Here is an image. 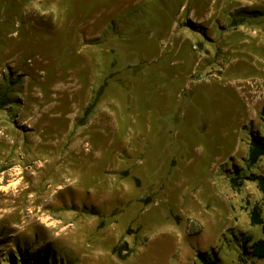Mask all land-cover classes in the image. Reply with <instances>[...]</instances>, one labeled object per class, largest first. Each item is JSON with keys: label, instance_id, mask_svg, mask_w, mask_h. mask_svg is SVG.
<instances>
[{"label": "rangeland", "instance_id": "rangeland-1", "mask_svg": "<svg viewBox=\"0 0 264 264\" xmlns=\"http://www.w3.org/2000/svg\"><path fill=\"white\" fill-rule=\"evenodd\" d=\"M263 107L264 0H0V264H264Z\"/></svg>", "mask_w": 264, "mask_h": 264}, {"label": "trees", "instance_id": "trees-1", "mask_svg": "<svg viewBox=\"0 0 264 264\" xmlns=\"http://www.w3.org/2000/svg\"><path fill=\"white\" fill-rule=\"evenodd\" d=\"M94 105L89 110H92ZM261 115L264 122V107ZM262 157H264V135L258 132L254 133L250 140L249 160L254 164ZM249 179L256 181L260 190L264 192V175H252ZM233 181L236 182L237 178H234ZM250 217L253 225H261L264 228V217L259 205L252 208ZM252 254L257 258L264 259V238L252 243ZM197 257L203 264H221L217 256H211L206 251H198Z\"/></svg>", "mask_w": 264, "mask_h": 264}]
</instances>
